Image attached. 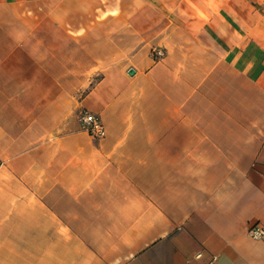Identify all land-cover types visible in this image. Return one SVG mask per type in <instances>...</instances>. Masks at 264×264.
<instances>
[{
  "label": "crops",
  "instance_id": "crops-1",
  "mask_svg": "<svg viewBox=\"0 0 264 264\" xmlns=\"http://www.w3.org/2000/svg\"><path fill=\"white\" fill-rule=\"evenodd\" d=\"M255 224L264 0H0V264H264Z\"/></svg>",
  "mask_w": 264,
  "mask_h": 264
},
{
  "label": "built area",
  "instance_id": "built-area-1",
  "mask_svg": "<svg viewBox=\"0 0 264 264\" xmlns=\"http://www.w3.org/2000/svg\"><path fill=\"white\" fill-rule=\"evenodd\" d=\"M166 52L162 48L152 50V57L159 59L164 57ZM79 120L82 127L87 130L95 138H101L105 133V127L99 114L91 110H82L79 114ZM247 233L254 239H262L264 237V226L261 224L251 225L247 229Z\"/></svg>",
  "mask_w": 264,
  "mask_h": 264
},
{
  "label": "water",
  "instance_id": "water-1",
  "mask_svg": "<svg viewBox=\"0 0 264 264\" xmlns=\"http://www.w3.org/2000/svg\"><path fill=\"white\" fill-rule=\"evenodd\" d=\"M130 73H132V74H133V73H134V70H133V69H131V70H130Z\"/></svg>",
  "mask_w": 264,
  "mask_h": 264
},
{
  "label": "rangeland",
  "instance_id": "rangeland-1",
  "mask_svg": "<svg viewBox=\"0 0 264 264\" xmlns=\"http://www.w3.org/2000/svg\"><path fill=\"white\" fill-rule=\"evenodd\" d=\"M86 110V109H85Z\"/></svg>",
  "mask_w": 264,
  "mask_h": 264
}]
</instances>
